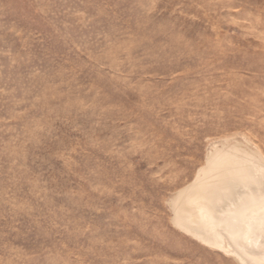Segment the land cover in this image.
I'll return each instance as SVG.
<instances>
[{"label":"rangeland","instance_id":"374dc122","mask_svg":"<svg viewBox=\"0 0 264 264\" xmlns=\"http://www.w3.org/2000/svg\"><path fill=\"white\" fill-rule=\"evenodd\" d=\"M233 143L264 155V0H0V264H241L172 205Z\"/></svg>","mask_w":264,"mask_h":264},{"label":"bare ground","instance_id":"6f19581e","mask_svg":"<svg viewBox=\"0 0 264 264\" xmlns=\"http://www.w3.org/2000/svg\"><path fill=\"white\" fill-rule=\"evenodd\" d=\"M228 145L177 193L174 222L241 264H264V155Z\"/></svg>","mask_w":264,"mask_h":264}]
</instances>
